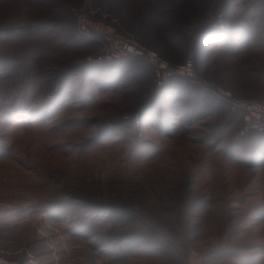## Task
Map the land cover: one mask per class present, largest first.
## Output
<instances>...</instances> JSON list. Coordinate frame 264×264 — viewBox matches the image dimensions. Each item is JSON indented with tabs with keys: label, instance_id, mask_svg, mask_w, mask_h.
<instances>
[{
	"label": "rangeland",
	"instance_id": "rangeland-1",
	"mask_svg": "<svg viewBox=\"0 0 264 264\" xmlns=\"http://www.w3.org/2000/svg\"><path fill=\"white\" fill-rule=\"evenodd\" d=\"M227 10L250 30L193 50ZM83 17L104 24L85 34H112L111 44L64 50L50 31L22 28L55 19L81 29ZM126 39L171 65L203 51L193 84L264 103V0H0V259L264 264V148L249 135L264 132L244 133V111L230 102L209 107L207 95L179 115L160 100L166 128L147 120L155 114L134 120L148 88L170 78L154 68L156 79L133 86L67 87L43 120L9 124L47 106L62 70Z\"/></svg>",
	"mask_w": 264,
	"mask_h": 264
},
{
	"label": "trees",
	"instance_id": "trees-1",
	"mask_svg": "<svg viewBox=\"0 0 264 264\" xmlns=\"http://www.w3.org/2000/svg\"><path fill=\"white\" fill-rule=\"evenodd\" d=\"M226 11L227 22H225L224 27H221L216 21H213L210 25H205L199 30V37L194 42L193 50L199 52L202 49L203 45H214L217 42H224V44H231L234 39V35L238 32L250 30V27L247 24L241 22H231L228 20L229 13ZM218 21V20H217ZM66 22L61 20H45L37 23L30 24L28 26H22L23 29H29L30 32L44 30L46 33L51 32V38L58 41L60 47L64 50L68 49H89V48H102L105 44L103 36L99 32H91L85 34L82 29L76 25L73 27L67 26ZM6 33H11L12 28H3ZM223 29V30H222ZM215 36V37H214ZM241 40V39H240ZM235 41V40H234ZM235 43V42H234ZM203 52V51H202ZM200 53V56L196 58L194 66L198 65L200 57L203 56V53ZM97 54V55H96ZM94 56H91L86 59L77 61L71 66L65 68L60 72L58 77L60 78V86L56 94L47 99V109L46 107L40 108L36 114H28L25 112L19 116H12L9 118V124L23 122V123H33L43 120L48 111L49 104H58V102L67 98L70 86H78L80 90L82 87L90 81H93L95 84L102 86L103 88L107 87H117L122 86H133L135 84L141 83L143 80L147 79L148 76L153 75L156 79L154 66L149 62L148 58L145 56H135V55H126L120 58L114 59H103L99 60L98 53ZM205 54V53H204ZM4 75L1 76L2 78ZM79 90V95L80 91ZM216 91V90H215ZM214 89L206 88V86L198 85L197 83L191 82V78L186 76L176 75L170 77L162 85H152L148 88L147 94L143 97L141 105L137 111V115L133 116V119L145 120L151 114L156 116L151 119H147L150 122H159L162 121L165 127V123L169 121L168 116H164L166 113L163 106L160 104V100L166 101V104H171V109L178 111L179 115H186L192 113V105H196L198 99L204 101L205 97L212 94L211 101L208 103L209 107H216V103L221 101L228 102L224 97H218L214 95ZM207 100V99H206ZM192 102V105L190 104ZM43 104V103H42ZM41 104V105H42ZM6 109L7 107H2ZM185 117V116H184ZM183 121V120H182ZM256 136L255 138L259 142L260 148H264V133H251L249 135ZM256 134V135H255ZM253 136H248L247 140H251ZM238 142L244 141V137L238 138ZM263 147V148H262ZM112 215L121 217L123 214H126V217L131 218L133 216L130 211H112Z\"/></svg>",
	"mask_w": 264,
	"mask_h": 264
},
{
	"label": "built area",
	"instance_id": "built-area-1",
	"mask_svg": "<svg viewBox=\"0 0 264 264\" xmlns=\"http://www.w3.org/2000/svg\"><path fill=\"white\" fill-rule=\"evenodd\" d=\"M229 2L230 0H226ZM223 11L218 14V22L221 27H224L225 22H223ZM85 24H82V30H87L85 26H92L96 29H102L104 24L91 22L90 24L86 18H82ZM89 31V30H88ZM112 31V30H111ZM112 34L105 36L104 40L111 44ZM113 48V47H112ZM112 50V51H111ZM126 55H135V56H145L148 58L149 62L156 68L157 73L159 72V77L162 80L165 78L173 77L176 75L186 76L191 79L198 78L194 61L192 58H188L184 63L179 65H171V63L162 58L159 53L153 49H148L138 45L135 41L131 39H126L120 41V44L117 48L107 49L106 52L100 54L98 57L99 60L107 59L110 60L112 58H120ZM223 96L226 98L228 102L233 104L234 108L237 110L244 111L243 118L245 122V130L244 133H249L252 131H260L264 132V103L255 99H236L232 96V93L225 90H220Z\"/></svg>",
	"mask_w": 264,
	"mask_h": 264
},
{
	"label": "bare ground",
	"instance_id": "bare-ground-1",
	"mask_svg": "<svg viewBox=\"0 0 264 264\" xmlns=\"http://www.w3.org/2000/svg\"><path fill=\"white\" fill-rule=\"evenodd\" d=\"M0 264H16V263L15 262L11 263L9 261L0 259Z\"/></svg>",
	"mask_w": 264,
	"mask_h": 264
}]
</instances>
